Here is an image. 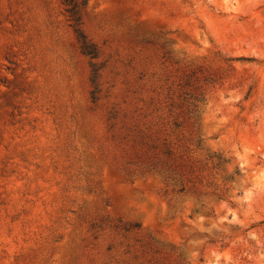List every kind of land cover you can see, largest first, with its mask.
Masks as SVG:
<instances>
[{
    "label": "rangeland",
    "instance_id": "1",
    "mask_svg": "<svg viewBox=\"0 0 264 264\" xmlns=\"http://www.w3.org/2000/svg\"><path fill=\"white\" fill-rule=\"evenodd\" d=\"M82 12L97 100L62 1L0 0V264H264V0Z\"/></svg>",
    "mask_w": 264,
    "mask_h": 264
},
{
    "label": "trees",
    "instance_id": "2",
    "mask_svg": "<svg viewBox=\"0 0 264 264\" xmlns=\"http://www.w3.org/2000/svg\"><path fill=\"white\" fill-rule=\"evenodd\" d=\"M65 5L66 13L71 21V25L76 33L78 43L81 52L90 58L92 67L91 82L95 86L96 90L92 92L94 100H97L96 93H98V85L100 79V73L102 70V64L98 62L100 57L99 46L86 34L84 30V17L82 8L89 4L90 0H61ZM173 147L166 145L162 150L161 154L157 156L158 161L154 165V169L160 174L166 175L167 178L178 177L181 181L182 187L180 191L184 192L187 189V184L184 179L187 178V182H192V180L187 177L188 171H182V164H176L174 161L175 153Z\"/></svg>",
    "mask_w": 264,
    "mask_h": 264
}]
</instances>
